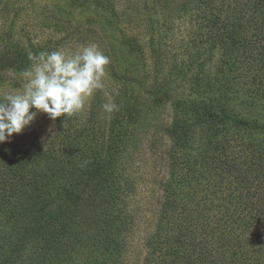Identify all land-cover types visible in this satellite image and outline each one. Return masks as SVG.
<instances>
[{"label":"trees","instance_id":"16d2710c","mask_svg":"<svg viewBox=\"0 0 264 264\" xmlns=\"http://www.w3.org/2000/svg\"><path fill=\"white\" fill-rule=\"evenodd\" d=\"M152 2L147 45L132 31L139 18L101 22L109 39L119 36L106 51L118 80L111 94L95 91L90 108L56 118L50 136L32 122L0 143V264H128V153L148 102H170L173 114L141 264H264V0ZM108 7L116 10L114 0ZM180 17L190 38L185 57L170 62L165 38ZM37 54L8 43L0 88H21ZM108 98L120 106L111 116Z\"/></svg>","mask_w":264,"mask_h":264},{"label":"rangeland","instance_id":"374dc122","mask_svg":"<svg viewBox=\"0 0 264 264\" xmlns=\"http://www.w3.org/2000/svg\"><path fill=\"white\" fill-rule=\"evenodd\" d=\"M114 2L116 10L112 11L110 7L106 10V0L100 5L94 3L80 5L67 0H0V51L12 40H18L29 48L35 46L38 50L37 55L58 48L74 51L88 44H96L106 54L107 44L119 39L117 34L111 35L112 40L109 39L106 26L101 23L106 21V16L139 18L132 31L138 32L147 45L152 34L146 23L147 16H157L152 0ZM189 30L190 22L180 17L176 20L173 30L166 36L165 44L169 48L170 62H173L174 58L185 57V42L190 38ZM123 56L120 53V60L117 61L122 64L121 68H116L119 72L125 69L124 65L127 63ZM217 56L216 53L211 65L217 63ZM149 63L152 65L151 61ZM107 72L105 87L100 90L103 96L114 91L118 82L108 66ZM21 89L22 87L7 83L4 88H0V97L3 98L4 95ZM146 108V116L137 127L135 140L128 153V171L133 190L129 194L127 204L135 218L132 236L129 237L128 264L143 262L146 254L144 243L148 233L153 229L163 198V182L168 175L166 151L171 141L166 130L172 122V106L169 102L152 109L148 102ZM34 122L42 134L45 136L52 134L54 121L47 114L39 113Z\"/></svg>","mask_w":264,"mask_h":264},{"label":"clouds","instance_id":"9594fccd","mask_svg":"<svg viewBox=\"0 0 264 264\" xmlns=\"http://www.w3.org/2000/svg\"><path fill=\"white\" fill-rule=\"evenodd\" d=\"M29 59L33 63L24 74L22 89L0 99V143L22 133L39 113L55 121L86 112L94 92L105 87L110 63L109 56L96 44L74 51L58 48ZM102 107L109 116L120 110L112 98Z\"/></svg>","mask_w":264,"mask_h":264}]
</instances>
